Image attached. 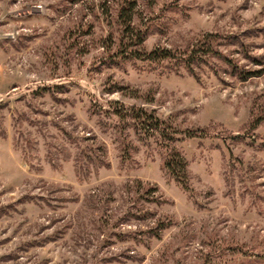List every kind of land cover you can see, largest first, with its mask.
Segmentation results:
<instances>
[{
    "label": "rangeland",
    "instance_id": "374dc122",
    "mask_svg": "<svg viewBox=\"0 0 264 264\" xmlns=\"http://www.w3.org/2000/svg\"><path fill=\"white\" fill-rule=\"evenodd\" d=\"M104 1L0 0V264H264V0H138L124 53ZM204 39L195 75L142 57Z\"/></svg>",
    "mask_w": 264,
    "mask_h": 264
},
{
    "label": "trees",
    "instance_id": "16d2710c",
    "mask_svg": "<svg viewBox=\"0 0 264 264\" xmlns=\"http://www.w3.org/2000/svg\"><path fill=\"white\" fill-rule=\"evenodd\" d=\"M108 2V5L111 3L109 0L104 1V4ZM102 4V8L108 11V6ZM138 0H123L122 3L118 5V23L121 25L123 30V36L126 40H121L120 49L123 48L121 53H124L129 49L128 47H137L141 45L144 40V32L134 26L135 15L139 11ZM209 37V36H207ZM113 41L107 46H111ZM219 51L214 47L213 42L210 39L199 40L196 44H193L186 49L181 48H169V47H158L149 52H144L143 59H149L153 62H162L166 61L168 64L176 67H184L191 74L196 73V67L200 64L206 63L214 56L218 55ZM131 55L134 57H139L140 55L137 48L131 50ZM228 63L232 64V60L228 59ZM236 67V65H234ZM242 73V71H241ZM246 74V75H245ZM241 76L242 79H247L248 77L256 75L254 72H245ZM115 114L118 115L120 120L129 119L132 121L134 128L139 130L141 133L146 135L155 134L158 132L159 135L169 140H172L169 132L168 125H165L161 119L154 114L153 112H148L144 108H121L120 110H114ZM186 136H193V133L188 131ZM188 162L186 158L177 150L176 146L171 145L168 149L164 160L165 168L174 176V178L182 184L184 188L188 187V172H187ZM152 190H148L150 192Z\"/></svg>",
    "mask_w": 264,
    "mask_h": 264
}]
</instances>
